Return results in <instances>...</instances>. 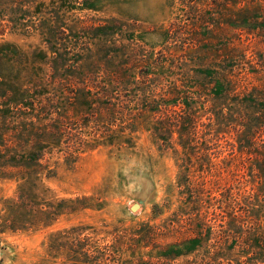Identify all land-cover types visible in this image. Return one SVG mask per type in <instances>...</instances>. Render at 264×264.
<instances>
[{"label":"rangeland","instance_id":"1","mask_svg":"<svg viewBox=\"0 0 264 264\" xmlns=\"http://www.w3.org/2000/svg\"><path fill=\"white\" fill-rule=\"evenodd\" d=\"M0 264H264V0H0Z\"/></svg>","mask_w":264,"mask_h":264},{"label":"water","instance_id":"2","mask_svg":"<svg viewBox=\"0 0 264 264\" xmlns=\"http://www.w3.org/2000/svg\"><path fill=\"white\" fill-rule=\"evenodd\" d=\"M137 206H138L137 204H134V205H132V206L130 207V209H131V210H134V209L137 208Z\"/></svg>","mask_w":264,"mask_h":264}]
</instances>
